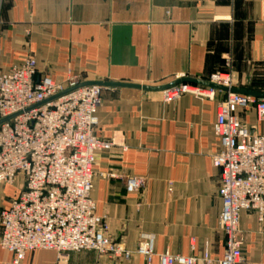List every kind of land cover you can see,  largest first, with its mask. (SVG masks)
Instances as JSON below:
<instances>
[{
    "label": "crops",
    "instance_id": "1",
    "mask_svg": "<svg viewBox=\"0 0 264 264\" xmlns=\"http://www.w3.org/2000/svg\"><path fill=\"white\" fill-rule=\"evenodd\" d=\"M28 57L37 60V78L63 81L71 71L83 83L164 87L230 71L235 90L264 95V0H0V72ZM224 99L217 92L213 101L166 104L162 92L104 87L96 135L113 146L97 153L92 198L113 240L130 251L149 239L157 255L223 258L220 173L211 156ZM239 116L264 132L254 110ZM128 176L144 187L128 194ZM22 189V178L0 187V214ZM240 229L241 264H264V223L245 213ZM13 258L0 251V264ZM23 264L148 263L138 255L39 251Z\"/></svg>",
    "mask_w": 264,
    "mask_h": 264
},
{
    "label": "built area",
    "instance_id": "2",
    "mask_svg": "<svg viewBox=\"0 0 264 264\" xmlns=\"http://www.w3.org/2000/svg\"><path fill=\"white\" fill-rule=\"evenodd\" d=\"M35 57L0 72V187L13 186L18 178L24 189L0 214V251L13 255L8 264H23L29 253L56 252L59 256L96 252L129 261L133 255L151 264H241L246 235L240 229L241 216L254 214L264 223V132L258 133L240 119L241 113L256 112L264 124V100L225 93L216 109L213 132L218 150L211 156L220 173V230L225 252L220 260L205 251L199 257L157 255L151 240L135 251L110 236L106 217L97 214L92 198L97 153L113 144L96 135L103 87L76 90L82 79L68 71L65 80L49 75L37 78ZM207 83L229 91L235 88L232 73H217ZM75 90L70 94L53 98ZM219 92L211 88L180 84L162 92L171 104L185 96L213 101ZM110 179L118 178L115 174ZM145 180L126 177V191L135 194Z\"/></svg>",
    "mask_w": 264,
    "mask_h": 264
},
{
    "label": "water",
    "instance_id": "3",
    "mask_svg": "<svg viewBox=\"0 0 264 264\" xmlns=\"http://www.w3.org/2000/svg\"><path fill=\"white\" fill-rule=\"evenodd\" d=\"M191 83V84H194V85H198V86H203V87H207V88H211V89H214L216 91H219V92H224V93H227V92H231V93H235V94H241V95H246V96H250V97H253V98H256V99H264V95H258V94H247V93H244V92H241V91H238V90H231L229 91L228 89L226 88H221V87H218V86H215V85H211L207 82H200V81H196V80H183V81H177V82H174L170 85H167V86H164V87H142V86H136V85H128V84H113V83H83L81 84L76 90L78 89H82V88H87V87H92V86H99V87H108V88H118V89H134V90H143V91H146V92H163L167 89H170L172 87H175L177 85H180V84H185V83ZM73 91L75 90H69L67 92H65L64 94H61L55 98H53L52 100L50 101H53L57 98H60L62 96H65L67 94H70L72 93ZM13 118L15 117H12V118H8V119H5V120H1L0 121V127L5 124V123H8L9 121H11Z\"/></svg>",
    "mask_w": 264,
    "mask_h": 264
}]
</instances>
